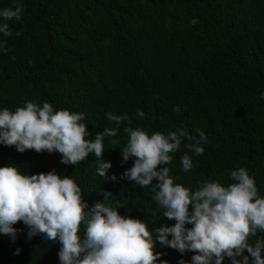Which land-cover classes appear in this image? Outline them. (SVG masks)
Instances as JSON below:
<instances>
[{
	"label": "trees",
	"instance_id": "1",
	"mask_svg": "<svg viewBox=\"0 0 264 264\" xmlns=\"http://www.w3.org/2000/svg\"><path fill=\"white\" fill-rule=\"evenodd\" d=\"M14 3L23 5V14L8 21L11 37L0 33L7 47L0 50V109L47 101L55 110L83 113L89 139L116 127L106 113L129 119L116 137L104 139L103 161L111 162L108 176L115 181L96 174L94 154L66 165L58 152L20 153L0 144V167L10 163L25 175L55 170L69 176L90 206L105 202L102 192H109L107 204L151 231L175 220L163 217L150 188L120 179L134 163L123 162L129 139L123 129L149 135L200 129L210 141L204 154L195 156L182 144L167 165L176 183L193 191L207 181L227 187L234 182L230 172L243 167L264 197V0H0V9ZM185 153L194 165L187 173L180 161ZM13 227L15 241L0 233V264H60L59 242L42 235L28 239L22 221ZM262 237L258 232L249 243ZM155 250L168 264H191L196 254L158 241Z\"/></svg>",
	"mask_w": 264,
	"mask_h": 264
},
{
	"label": "clouds",
	"instance_id": "2",
	"mask_svg": "<svg viewBox=\"0 0 264 264\" xmlns=\"http://www.w3.org/2000/svg\"><path fill=\"white\" fill-rule=\"evenodd\" d=\"M22 14V4L0 9V33L11 37L8 21H19ZM0 50L6 53V42H0ZM173 111L179 112L180 106ZM136 115L144 118L145 113L137 110ZM106 118L116 127H106L89 139L92 133L82 122L83 113L55 110L47 101L42 107L27 101L14 111L0 109V144L14 146L20 153L58 152L66 165H76L94 154L99 162L96 174L115 181V175L108 176L111 162L103 161L104 139L116 137L121 123L129 118L112 112L106 113ZM123 130L129 137L121 149L123 162L133 158L134 163L120 179L150 188L152 199L164 209L163 217L175 220L174 225L150 231L143 220L122 216L107 204L109 192H102L105 202L90 206L81 187L69 176L58 175L55 170L25 175L9 163L0 167V233L15 241L17 229L13 225L22 221L29 228L28 239L42 235L59 242L60 264H168L160 259L163 253L155 250L157 241L181 254L196 253L191 264H224L226 258L231 264H264V237L254 245L249 243L250 237L264 232V197L245 168L230 172L234 182L227 187L207 181L193 191L176 183L167 165L172 164L182 144L195 156H202L210 143L202 130L156 131L151 135L140 128ZM180 161L185 173L193 169L187 153ZM154 180L157 183L153 184ZM19 252L17 249L14 255ZM179 264L188 262L180 260Z\"/></svg>",
	"mask_w": 264,
	"mask_h": 264
}]
</instances>
